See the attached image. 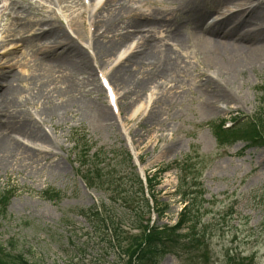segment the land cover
Wrapping results in <instances>:
<instances>
[{"label":"rangeland","instance_id":"obj_1","mask_svg":"<svg viewBox=\"0 0 264 264\" xmlns=\"http://www.w3.org/2000/svg\"><path fill=\"white\" fill-rule=\"evenodd\" d=\"M76 1L77 4L61 0H0V72L10 71L21 77V82L16 85L22 96H32L33 85L28 83L26 75L36 73L32 69V59L24 54L21 42H18V34L13 35L12 31L27 21L34 24L50 20L52 26H60L86 54L93 70V75L89 74L98 87L100 82L97 75L101 72L108 77L109 71L123 61L113 63L115 55L102 60L100 67L93 44L95 41L97 47L99 43L107 42L110 35L101 33L98 26L95 29L92 26L93 37L87 40L89 24L118 13L110 0L97 6L93 12L87 10L86 6L84 9L81 0ZM89 1L93 5V0ZM236 1L186 0L183 3H170L146 0L124 10L116 25L126 23L133 13L151 14L150 17L166 21L170 19L166 17L171 13L168 9H179L182 13L183 5L185 10L212 9L213 14L208 16L214 19L220 10L228 9ZM5 6L8 9L6 7L4 10ZM18 10H23L22 16H19ZM54 11H58V14ZM80 14V27L76 31L68 25V19ZM60 15H65L66 21ZM37 29L38 26L28 28L19 35L27 37ZM181 33L185 40L180 46L169 41L170 37L168 40L157 39L159 35L154 37L158 46L165 43L167 47L171 46V54L180 64L179 77L175 82L166 86L154 81L144 91L126 100L122 98L123 91L115 88L119 119L112 115L110 121L101 122L87 103L74 107L73 114L66 113L56 119L58 125L54 129L46 124L38 126L53 143L52 148L48 149L50 154L31 150L33 157L29 164H20L15 169L12 166L0 167V196L6 191L13 192L5 211L0 210V247L6 253L19 255L28 264L94 263L99 253L90 235L89 223L79 214L98 206L118 216L124 209L117 200L113 201L115 196L109 193L113 187L109 184L99 191L90 188L78 176V172H84V168L77 162L81 153V147L77 148V145L91 146L89 155L98 148L108 153L111 149L125 147L126 135L131 140L138 162L142 159L139 167L145 174L153 175L159 167L173 164L183 156L199 157L194 163L202 170L200 179L203 191L200 200H194L199 204L193 207L201 214V217L198 214L197 232L203 255H206L205 261H197V254L193 250L180 258L168 253L159 264H227V260L239 254L254 257L253 264H264V146L245 147L244 142L237 141L230 146L220 147L208 125L224 120L225 126H228L232 119L243 121L254 115L264 120V89H261L264 88V48L252 55L253 64L244 68L230 82L224 83V77H215L206 72L204 63L194 49L195 39L191 37L190 27L186 25ZM120 38L118 42L121 44L123 38ZM131 43L136 42L129 38L121 46L126 47ZM235 56L241 58L242 54L236 52ZM9 66L12 69L9 70ZM208 75L213 77L212 82L221 91L227 93L228 99L209 98V92L203 87L209 79ZM73 77L80 83L81 90L99 103L97 106L108 107L103 90L96 93L91 85L82 84V76ZM205 100L214 106L211 113L204 110ZM27 109L31 112L34 110L25 106L24 110ZM177 176L178 172L172 168L160 175V182L154 187L159 203L168 205V210L157 220L158 225L174 223L183 206L174 195ZM49 190H57L60 197L44 196ZM203 208L205 211L202 214ZM243 216L250 217L248 224L242 219ZM253 227L256 230L251 232ZM217 235L221 238H216ZM222 247L227 249L221 251ZM120 263L117 261V264Z\"/></svg>","mask_w":264,"mask_h":264},{"label":"bare ground","instance_id":"obj_2","mask_svg":"<svg viewBox=\"0 0 264 264\" xmlns=\"http://www.w3.org/2000/svg\"><path fill=\"white\" fill-rule=\"evenodd\" d=\"M61 1L77 4L76 0ZM144 1L146 0H110L118 13L105 20L95 21L99 29L104 28L102 33L110 35L107 42L99 43L97 47L95 41L93 44V50L97 49L100 67L103 65L102 60L110 59L112 56L116 55L113 63L123 59L108 73V84L115 99L118 94L115 88L123 91L122 98L126 100L125 98L144 91L147 85L154 81L167 86L179 77L180 64L171 54V46L167 47L166 43L158 46L154 42L156 35L160 36L157 38L159 40L170 37L169 41L175 46H180L185 40L184 36H181L182 28L189 26L191 37L195 39L194 49L200 61L204 63L206 72L212 76L224 77L226 80H223L224 83L230 82L234 76L242 73L244 68L253 64L252 55L264 48V0L232 2L228 9L222 12L220 10L214 19L208 16L213 14L212 9L185 10L186 7L183 5L182 13L179 9H168L171 13L166 15L170 17L166 21L155 16L150 17L151 14L133 13L126 23L116 25L124 10L132 8V4ZM165 1L183 3L186 0ZM98 5L99 3L93 0L91 11ZM6 7L8 9V6H5L4 10ZM17 13L22 16L24 12L18 10ZM172 13L174 16L171 17ZM81 17L82 14L71 16L68 25L77 31ZM48 25H51V22ZM35 26L40 30L39 35L27 37L19 35ZM42 28V22L30 24L27 21L12 31L13 35L18 34L17 39L21 42L24 54L32 59V69L36 75H26L28 83L33 85V94L28 98L19 94L17 90L16 84L21 82L20 76L10 71L0 72L1 168L12 166L15 169L20 164H29L33 157L30 154L31 150L50 154L48 149L52 148L53 143L38 126L46 124L54 129L58 125L56 119L61 115L65 116L66 113L73 114L74 107L87 103L101 122L110 121L113 115L110 110L108 111L109 107L97 106L98 102L91 99L88 93L85 94L78 80L73 77L82 76V84L91 85L96 93L102 90V86L99 84L98 87L95 79L90 76L89 72L93 73L92 67L79 45L69 39L60 26L48 27L47 30ZM123 30L126 31L123 33ZM120 36L123 38L122 43L129 38L136 43L122 47V43L118 42ZM120 49L123 51L120 52ZM236 52L242 54V57H236ZM8 69H12V66ZM210 75L203 84L204 89L209 92V98L228 99L227 93L212 82L213 78ZM25 106L34 108L33 112L28 109L25 111ZM115 106H118L116 100ZM203 106L207 112L213 111L214 106L209 104L208 100L203 102Z\"/></svg>","mask_w":264,"mask_h":264},{"label":"trees","instance_id":"obj_3","mask_svg":"<svg viewBox=\"0 0 264 264\" xmlns=\"http://www.w3.org/2000/svg\"><path fill=\"white\" fill-rule=\"evenodd\" d=\"M259 121L261 122V128H264V120L259 119ZM232 131L235 134H239L240 138L248 140L250 144L264 145V139L260 140L259 133L247 120L238 121ZM113 154L117 156L116 153ZM118 157L122 160L111 166L110 169L112 171L107 170L108 166L104 163L105 155L100 151L87 159L89 163L84 178H89L92 181L91 186L96 185L99 188H102L105 184L112 186L115 183L113 190L115 198H113V201L117 200L121 208L124 209L121 211L122 214L118 216L110 214L105 209L104 215H102L94 208L88 211V213L90 212L89 214H84V217H88L91 223L93 234L95 233L96 236H99L98 245H101L104 250V255L99 251L101 256L94 260L92 264H103L106 262L105 256L109 254L119 258L115 264H117V261H120V264H159L161 259L168 253H174L180 258L184 253L189 254L193 250L197 254L195 257L197 261L205 259L202 250L203 246L198 239L197 227L199 218L197 217L196 209L193 207L196 205L194 200H196L200 191L191 190L198 183L196 181V173L189 166V159L185 157L180 164H176L182 173L177 191L183 198L188 199L189 205L180 214L178 223L175 226L162 229L157 227L147 229L140 224L141 216L148 210L147 202L141 193L140 180L131 169L127 154H121ZM117 169H121L119 172L125 175L118 178L117 175H114L118 171ZM114 178H118L117 181ZM193 196L195 197L194 200ZM57 197L58 194L56 197L51 198L57 199ZM6 199L8 200L5 195L0 197L2 210L7 204ZM156 205L162 207L160 204L156 203ZM162 210H160L161 213L163 212ZM126 226L141 229V233L132 238L126 237L122 228ZM125 241L129 243V246H122ZM115 248L119 255L114 251ZM5 253V250L0 247V264H28L19 255L11 256L10 253ZM232 263L239 264V260H235Z\"/></svg>","mask_w":264,"mask_h":264}]
</instances>
